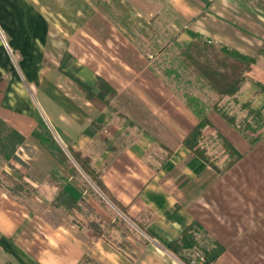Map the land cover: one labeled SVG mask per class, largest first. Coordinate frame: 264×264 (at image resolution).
<instances>
[{
  "label": "crops",
  "instance_id": "0c3cea01",
  "mask_svg": "<svg viewBox=\"0 0 264 264\" xmlns=\"http://www.w3.org/2000/svg\"><path fill=\"white\" fill-rule=\"evenodd\" d=\"M113 1L101 3L112 9ZM131 1L147 7L151 23L133 14L134 29L119 36L112 63L98 70L72 52L58 67L47 66L46 2L0 0V118L24 137L14 158H0V264H189L170 244L192 222L223 247L210 264H264V135L252 143L209 110L207 152L220 133L240 157L217 171L193 155L182 141L198 120L142 51L147 45L179 51L198 35L251 55L255 62L236 97L264 112L257 86H264V0ZM102 18L111 31L113 23ZM65 71L94 92L100 76L115 95L99 107ZM37 127L50 132L76 173L32 135ZM70 151L90 160L124 211ZM58 192L88 205L104 224L123 219L134 226L90 238L86 213L54 204Z\"/></svg>",
  "mask_w": 264,
  "mask_h": 264
},
{
  "label": "trees",
  "instance_id": "16d2710c",
  "mask_svg": "<svg viewBox=\"0 0 264 264\" xmlns=\"http://www.w3.org/2000/svg\"><path fill=\"white\" fill-rule=\"evenodd\" d=\"M179 56L181 58L180 63L162 71V73L174 84L175 88L182 91L185 105L198 120L197 124L189 131L182 142L193 155L200 157L217 171L225 170L239 159L240 153L228 139L220 133H216L222 148L228 156V160L224 168L211 162L206 147L200 144V141L204 137V128L210 126L207 113L209 110H214L227 123L237 128L243 134L249 132L254 134L250 138V142L252 143L263 134L258 133V131L263 125L264 112L251 107L250 101L241 103L242 109H246V116H251L255 123L258 124V126L253 127L247 117L242 121H238L235 115L228 112L227 105L230 101L238 103L236 95L240 91L242 83L246 80L247 73L254 64L255 58L224 45L217 46L198 35L179 50ZM65 73L76 84L85 98L99 107L108 105L115 95L114 88L100 76L96 78L95 85L97 91L94 92L89 85L78 77L68 71H65ZM189 77H193L195 84L193 87L197 88L195 90L198 92L187 88L186 84L192 83ZM257 86L258 91L264 90L263 85L257 84ZM201 92L204 97L200 95ZM205 92L210 93L212 97H206ZM32 135L66 169L76 173V169L71 166L70 160L61 150L50 132L42 127H37L32 131ZM23 144V135L0 118V158L3 160L14 158L16 156V149ZM70 152L74 160L94 184L111 199L100 180L99 173L90 167V160L78 152ZM54 204L78 209L80 206L77 201L68 197L64 192L57 193ZM117 206L124 211L123 207ZM103 227H105V224L98 218L91 219L87 224L88 236L90 238L99 237L103 232ZM0 242L3 244L1 240ZM202 242L204 243L202 244ZM193 249H197L200 252L199 255L202 257V262L199 264L213 262L223 251V247L217 241L211 239L197 222H192L186 226L181 235L170 244V250L189 264L192 259L190 258V254ZM195 258L198 257L195 256Z\"/></svg>",
  "mask_w": 264,
  "mask_h": 264
},
{
  "label": "rangeland",
  "instance_id": "374dc122",
  "mask_svg": "<svg viewBox=\"0 0 264 264\" xmlns=\"http://www.w3.org/2000/svg\"><path fill=\"white\" fill-rule=\"evenodd\" d=\"M44 1L47 4V14L51 21L50 38L47 42V57L45 62L47 66L52 68L58 67L60 59L65 53L72 52L74 58L78 59V63L91 65L98 70L102 69L104 65L108 66V64L112 63L110 57L116 55L118 52L119 36L123 38L125 32L128 35L129 32L134 29L133 27L131 28L129 24L130 22L135 21V17L132 15L134 14L137 18H140L149 25L152 19L148 15L147 7L136 4L131 0H123L122 5L119 2L120 0L113 1V10L101 3V0ZM102 17L113 23L111 31H105V28L102 25L105 21ZM104 32H106V34ZM147 47H149V49ZM147 47L144 46L142 49L146 61L151 67L158 68L163 75L165 82L182 97V91L175 88L174 84L162 73V71L180 63L181 58L179 56V51L174 50L170 45H165L161 49H155L156 46L150 47L147 45ZM12 58L14 64L17 66L19 64L18 58H16L15 55H12ZM189 78L192 83L188 85L186 84L187 88L189 90H194V92H198L195 90L197 88L193 87L195 86L193 77ZM202 92L200 93L201 96H203ZM205 94L208 98L212 97L208 92H205ZM36 100L39 102L38 95H36ZM232 104V108L228 107V112L235 115L238 121H242L247 117L246 109H242L241 103L232 102ZM247 119L251 122L253 127L258 126L251 116H248ZM262 124L263 125L258 133L264 134V121ZM244 135L250 140V138L253 137L251 135L254 134L249 132ZM203 139L204 137L200 141V144L207 149V144H204ZM217 140H213L210 143L208 147L210 148V153H208V155L212 163L224 168L228 156L222 148L218 138ZM222 156L224 158H221ZM79 210L86 213L89 218L88 222L93 219L91 213L92 210L88 205L81 204ZM132 226H134L132 222L123 219H116L115 223L105 224L102 233L107 231L111 233L116 227L121 233L124 232L123 230L128 232ZM203 243L204 242H202V244ZM196 253L200 252L197 249H193L190 258L193 259L196 256Z\"/></svg>",
  "mask_w": 264,
  "mask_h": 264
},
{
  "label": "built area",
  "instance_id": "2783aa9c",
  "mask_svg": "<svg viewBox=\"0 0 264 264\" xmlns=\"http://www.w3.org/2000/svg\"><path fill=\"white\" fill-rule=\"evenodd\" d=\"M196 256L198 258L194 257L193 259H191L190 264H199L202 262V257L199 255V253H196Z\"/></svg>",
  "mask_w": 264,
  "mask_h": 264
}]
</instances>
